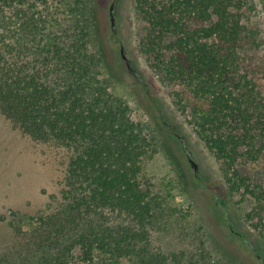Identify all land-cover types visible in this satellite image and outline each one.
Wrapping results in <instances>:
<instances>
[{
    "label": "trees",
    "instance_id": "obj_1",
    "mask_svg": "<svg viewBox=\"0 0 264 264\" xmlns=\"http://www.w3.org/2000/svg\"><path fill=\"white\" fill-rule=\"evenodd\" d=\"M40 1L38 9L37 0H0V111L29 137L52 139L68 148L71 157L52 210L26 217L10 211L9 223L22 241L12 257H0V264H70L75 252L82 260L96 258V264H233L224 254L214 256L204 240L172 252L151 245L152 201L141 182V158L163 147L159 131L132 119L129 100L118 90L120 78L96 43L92 0H69L74 14L69 35L37 38L49 22L44 20L48 0ZM242 3L174 0L166 9L149 3L144 10L150 31L146 45L159 56L166 36L176 35L164 64L167 72L173 80L201 79L203 88L220 66L237 64L242 26L240 14L231 9ZM5 7L17 11L16 31L6 26ZM216 102L234 114L224 137L255 143L248 110H239L223 95ZM201 123L211 125L209 111ZM217 138L222 147V135ZM214 139L204 137L209 145ZM260 195L264 199V189Z\"/></svg>",
    "mask_w": 264,
    "mask_h": 264
},
{
    "label": "rangeland",
    "instance_id": "obj_2",
    "mask_svg": "<svg viewBox=\"0 0 264 264\" xmlns=\"http://www.w3.org/2000/svg\"><path fill=\"white\" fill-rule=\"evenodd\" d=\"M111 1L92 0L96 43L120 78L118 90L129 100L132 119L155 126L164 144L141 158V182L152 201L148 225L151 245L172 252L189 250L204 240L214 256L224 254L233 264H264V199L257 196L264 189V0H243L240 8L231 9L240 14L242 26L234 55L237 64L220 66L203 88L201 79L184 76L173 80L167 72L164 64L170 59L168 48L176 35L166 36L159 56L146 45L150 31L145 8L153 2L166 9L174 0H148L144 4L141 0H116L117 30L113 34L108 22ZM68 2L48 0L44 4V20L49 22L42 25L37 38L69 35L74 14ZM37 3L41 8V1ZM16 12L5 7L6 26L11 32L18 25L13 18ZM121 46L132 68L146 82L144 87L124 69ZM222 95L239 110H248L255 136L252 145L224 137L234 114L217 104ZM152 97L159 108L154 107ZM207 111L212 114V123L206 126L201 117ZM178 134L197 163V177ZM219 135L224 140L222 147L216 141ZM205 136L216 139L209 145ZM70 157L65 146L52 139L29 137L0 111V257H12L22 241L9 223L13 218L10 211L26 217L52 210ZM76 255L70 264H96V258L82 260Z\"/></svg>",
    "mask_w": 264,
    "mask_h": 264
},
{
    "label": "water",
    "instance_id": "obj_3",
    "mask_svg": "<svg viewBox=\"0 0 264 264\" xmlns=\"http://www.w3.org/2000/svg\"><path fill=\"white\" fill-rule=\"evenodd\" d=\"M108 22H109V26H110V32L112 34L115 33L116 30H117V26H116V0H112L109 3V6H108ZM119 53H120V56H121L122 60L125 63V68L124 69L127 72L132 73L134 78L138 80V82L141 84V86H145L146 82L141 78V76L138 74V72L135 69L132 68L130 60L126 57V55L124 53V49H123L122 46L119 49ZM161 123H162V125L164 127L168 126V123L165 122V121H161ZM177 138L180 141V145H181L183 153L185 154L186 158L188 159V162H189L190 166L193 167L195 176L197 177V175H198V166H197V163L195 162V160L192 159V156H193L192 152H190L187 149L186 143L184 141V137L182 135L178 134ZM228 225L230 226V223H228Z\"/></svg>",
    "mask_w": 264,
    "mask_h": 264
},
{
    "label": "flooded vegetation",
    "instance_id": "obj_4",
    "mask_svg": "<svg viewBox=\"0 0 264 264\" xmlns=\"http://www.w3.org/2000/svg\"><path fill=\"white\" fill-rule=\"evenodd\" d=\"M120 49V48H119Z\"/></svg>",
    "mask_w": 264,
    "mask_h": 264
}]
</instances>
